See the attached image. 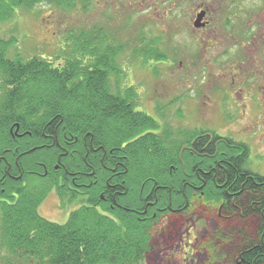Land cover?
Wrapping results in <instances>:
<instances>
[{
  "label": "trees",
  "instance_id": "trees-1",
  "mask_svg": "<svg viewBox=\"0 0 264 264\" xmlns=\"http://www.w3.org/2000/svg\"><path fill=\"white\" fill-rule=\"evenodd\" d=\"M79 1L86 10V0H0V22L19 8L46 2L68 11ZM95 30L67 40L64 63L11 55L14 41L0 36V187L20 194L16 205L0 202L4 234L21 237L14 246L31 248L34 264H140L201 201L227 218L253 219L255 233L235 232L231 252L237 264H264V174L248 167V144L165 123L171 101L154 113L140 108L119 62L124 43ZM161 39L138 40L134 54L163 61ZM51 189L81 195L65 223L39 213Z\"/></svg>",
  "mask_w": 264,
  "mask_h": 264
},
{
  "label": "rangeland",
  "instance_id": "rangeland-1",
  "mask_svg": "<svg viewBox=\"0 0 264 264\" xmlns=\"http://www.w3.org/2000/svg\"><path fill=\"white\" fill-rule=\"evenodd\" d=\"M128 1L86 0V10L81 8L80 1L76 8L68 11L51 7L46 2L38 3L31 9L19 8L11 19L0 22V36L7 41H14L9 49L11 55L19 51L26 58L37 53L55 63H64L65 57L72 52L73 42L69 47L66 45L68 39L72 40L73 34L77 35L82 28L96 34V25L103 27V31L114 35L111 38L114 37L118 42L124 43V51L120 54L119 62L128 71L126 85L135 88L140 108L154 113L158 101L166 104L178 96L176 102L163 109L166 115L163 118L165 123L174 128L212 130L220 135L245 141L249 146L248 167L264 174V95L261 93L264 90L261 88L264 77L255 80L256 88L252 89L253 94L263 98L255 100L262 103L261 110L249 106L246 113L242 114L231 101L223 103L224 107L220 112L208 109L203 112L196 104L195 93L197 94L199 90L200 94L204 90L214 92L212 97L219 103L220 95L224 91L222 85L209 84L206 88V84L202 82L205 71L213 77L222 75L221 67L210 63L207 67L188 65L178 69L176 63L171 61L169 39L174 21L171 0H159L157 3L161 14L167 12L163 16L165 18L167 15L165 19L156 16L153 7L148 9L147 0H142L144 2L141 4L138 0H132L135 2L134 6H130ZM250 1L256 3L250 4L254 11L241 14L240 21L244 24L248 22V28L252 29L258 28V24L264 26V1ZM66 29H69V32ZM70 29H73V34L70 33L72 32ZM141 31L143 32L141 35L144 34L147 41L160 35L162 39L159 44L169 56L160 62L150 60L145 63L142 57L135 55L134 47L138 44L137 37ZM156 65L159 72L157 75L154 73ZM234 75L236 73L226 74V79ZM226 82L224 88H228L229 98L237 93L244 95V90L238 89L239 85L229 83L230 78ZM188 85L190 87H187ZM200 97L206 100L205 95ZM176 109L182 114L181 117L175 114ZM233 119L235 122H230ZM248 128L251 129L245 131ZM80 203L81 195L75 197L51 189L41 201L39 213L51 221L65 223L71 211ZM220 207L209 208L203 202L195 201L193 209L178 221L179 225L174 230H167L165 235H159L158 245L153 243L147 258L140 264H237L235 255L231 252L236 243L234 233L241 231L252 236L256 230V222L253 219L239 220L233 216L227 218ZM171 232L175 234L171 236Z\"/></svg>",
  "mask_w": 264,
  "mask_h": 264
},
{
  "label": "flooded vegetation",
  "instance_id": "flooded-vegetation-1",
  "mask_svg": "<svg viewBox=\"0 0 264 264\" xmlns=\"http://www.w3.org/2000/svg\"><path fill=\"white\" fill-rule=\"evenodd\" d=\"M144 1L138 0L140 4ZM157 3H159V0H147L148 9L153 7L155 9L153 12L156 13V16L165 19L167 15L165 18L163 16L167 12L165 11L164 14H161ZM251 3L256 4L250 0H171L170 4H172L174 19L171 38L169 39L171 41V61L176 63L178 69H183V67L188 65L207 67L212 63L217 67L220 66L222 70V75H216L215 77L209 76L208 71H205L206 74L202 82V84H206V88L209 84L222 85L221 88L224 91L220 95L221 101L219 103L212 97L214 92L204 90L200 94L199 90L197 94L195 93L196 104L203 112L207 109L208 111L217 110L220 112L224 107L223 103H231V101L235 104L239 113L242 114L246 113L249 106L255 108V110L262 109V103L255 102V100L258 101L263 98L253 94L252 89L256 88L254 81L262 78V76L264 77V26L258 24V28H248V22L244 24L239 17L245 12L249 14L254 11V7L250 5ZM128 4L134 6L135 2L129 0ZM142 33V31L139 33L140 37L138 35V40L147 41V37L144 34L141 35ZM157 37H160V35H157ZM157 46L162 49L160 44ZM231 73H236V75L228 76L227 79H231L229 83L237 84L240 86L238 89L244 90V95L240 93L235 95L238 98H235L234 95L229 98L228 88H224V84L227 83L226 74ZM187 87H190V85ZM261 88L264 89V83ZM246 90L247 92L245 93ZM261 93L264 95V90ZM201 95H205V101L204 97H200ZM177 100L178 96L170 101L174 103ZM230 122H235V119ZM226 125H231V123H226ZM250 129H245V131ZM185 147L189 146L186 145ZM10 170L14 172L13 169ZM11 177L15 178L18 176L12 173ZM16 180L18 181V178ZM2 183L3 181L0 182V184ZM118 184L115 182L111 185L110 190L114 195L120 192L117 188ZM4 190L3 187H0L1 204L4 202L2 205H16L20 195L17 190H13L12 193H7ZM111 206L115 208L121 205L114 203ZM97 208L101 210V206L98 205ZM220 209L222 210L223 207L221 206ZM224 211L226 212V209ZM175 232H171L170 235L173 236ZM4 233L3 221L0 215V264H34V252L31 248L28 247L25 250L23 246H14V242L19 243L21 237L17 235L9 236ZM32 239H34L33 235H30L29 238L27 237L29 241ZM60 245L61 249H63L64 242L62 241Z\"/></svg>",
  "mask_w": 264,
  "mask_h": 264
}]
</instances>
